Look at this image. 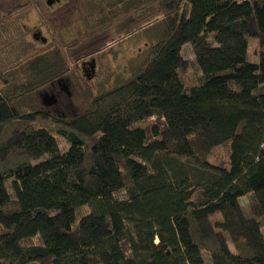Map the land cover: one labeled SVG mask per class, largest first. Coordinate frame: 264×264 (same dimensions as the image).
Returning <instances> with one entry per match:
<instances>
[{"label": "trees", "instance_id": "16d2710c", "mask_svg": "<svg viewBox=\"0 0 264 264\" xmlns=\"http://www.w3.org/2000/svg\"><path fill=\"white\" fill-rule=\"evenodd\" d=\"M97 4L85 21L108 38L94 54L162 30L128 77L65 119L25 105L77 64L49 0H0V264H264V0ZM29 8L49 53L10 36ZM227 142L228 166L211 163Z\"/></svg>", "mask_w": 264, "mask_h": 264}, {"label": "rangeland", "instance_id": "374dc122", "mask_svg": "<svg viewBox=\"0 0 264 264\" xmlns=\"http://www.w3.org/2000/svg\"><path fill=\"white\" fill-rule=\"evenodd\" d=\"M97 3L98 0H49L48 11L54 27L63 42L69 46L71 57L77 64L68 75L35 92L25 101L26 107L42 109L65 119L82 112L87 107V96L93 97L128 77L132 69L138 67L144 60L148 47L159 39L162 26L157 24L112 45L109 50L105 49L100 54H94L104 47L108 38L107 33L95 34L96 29L87 27L85 21L89 13L98 5ZM5 15L6 12L0 10V27L8 22ZM34 34L39 35L34 37ZM15 35H23L25 41L30 43L37 53H49L55 49L53 37L43 25L36 10L32 8L24 12L18 28L10 33L11 38ZM42 38L45 42L41 41ZM245 39L248 42L246 60L256 63L258 40L248 36ZM3 41L0 40L1 43H4ZM182 56L187 61L193 59L190 44L183 46ZM183 77L185 83L192 84L197 78V73L189 66ZM60 148L61 150L68 148V144L62 138H60ZM229 148L228 142L227 146L214 147L208 160L211 163L220 161L221 165L227 167ZM241 206L246 216H249L248 207L243 199ZM83 213V208L76 210L77 216ZM258 221L264 235V221L262 219ZM204 259L205 264H210L208 255L204 254Z\"/></svg>", "mask_w": 264, "mask_h": 264}, {"label": "flooded vegetation", "instance_id": "af4514ba", "mask_svg": "<svg viewBox=\"0 0 264 264\" xmlns=\"http://www.w3.org/2000/svg\"><path fill=\"white\" fill-rule=\"evenodd\" d=\"M39 34H34V37H38Z\"/></svg>", "mask_w": 264, "mask_h": 264}, {"label": "water", "instance_id": "95a60500", "mask_svg": "<svg viewBox=\"0 0 264 264\" xmlns=\"http://www.w3.org/2000/svg\"><path fill=\"white\" fill-rule=\"evenodd\" d=\"M42 42H45V39L42 38Z\"/></svg>", "mask_w": 264, "mask_h": 264}]
</instances>
